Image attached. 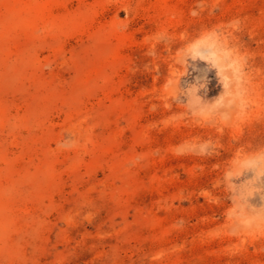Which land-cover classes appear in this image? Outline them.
Returning a JSON list of instances; mask_svg holds the SVG:
<instances>
[{"label": "rangeland", "instance_id": "obj_1", "mask_svg": "<svg viewBox=\"0 0 264 264\" xmlns=\"http://www.w3.org/2000/svg\"><path fill=\"white\" fill-rule=\"evenodd\" d=\"M0 264H264V0H0Z\"/></svg>", "mask_w": 264, "mask_h": 264}]
</instances>
